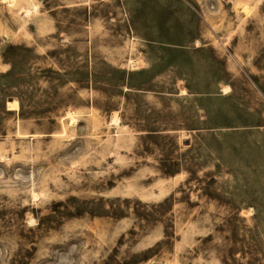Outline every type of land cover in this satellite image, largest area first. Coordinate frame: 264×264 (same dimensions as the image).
<instances>
[{
    "label": "rangeland",
    "instance_id": "obj_1",
    "mask_svg": "<svg viewBox=\"0 0 264 264\" xmlns=\"http://www.w3.org/2000/svg\"><path fill=\"white\" fill-rule=\"evenodd\" d=\"M10 61L0 264H264V0H0Z\"/></svg>",
    "mask_w": 264,
    "mask_h": 264
},
{
    "label": "trees",
    "instance_id": "obj_2",
    "mask_svg": "<svg viewBox=\"0 0 264 264\" xmlns=\"http://www.w3.org/2000/svg\"><path fill=\"white\" fill-rule=\"evenodd\" d=\"M9 47L11 48L12 46H9ZM9 63H10L9 68L3 73L0 72V77L11 76V75L14 74L15 63L12 62V61H10ZM18 82L19 81L16 80V79L12 80V81H8V82H2V84L0 86V101H1L0 102V107L2 109H4V99H5V95L7 94V92L5 90L6 87L15 86V85L18 84ZM167 172H170V171H167ZM171 172H173V171H171Z\"/></svg>",
    "mask_w": 264,
    "mask_h": 264
},
{
    "label": "bare ground",
    "instance_id": "obj_3",
    "mask_svg": "<svg viewBox=\"0 0 264 264\" xmlns=\"http://www.w3.org/2000/svg\"><path fill=\"white\" fill-rule=\"evenodd\" d=\"M6 105H7V108L16 109V107H17V100L8 101V103Z\"/></svg>",
    "mask_w": 264,
    "mask_h": 264
}]
</instances>
